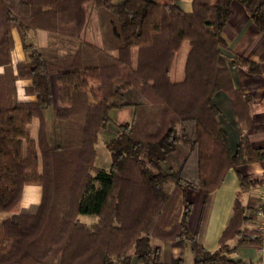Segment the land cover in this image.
<instances>
[{"label":"trees","instance_id":"1","mask_svg":"<svg viewBox=\"0 0 264 264\" xmlns=\"http://www.w3.org/2000/svg\"><path fill=\"white\" fill-rule=\"evenodd\" d=\"M236 1L264 33V0ZM90 2L99 44L83 36ZM230 2L191 0L187 13L175 0H0V212L16 215L0 221V264H55L59 258L60 264H129L131 256L160 264V248L151 240L182 238L192 264H264V257L245 262L234 256L239 247L261 244L257 200L241 198L259 177L236 171L239 188L214 249L198 244L187 225L186 190H200L204 204L229 168L264 159V147L248 141L251 107L233 88L229 66L264 71L220 51ZM11 29L24 53L14 73ZM34 31L44 44L28 42ZM184 43L183 77L174 82L170 69ZM51 75L58 86L55 108ZM17 79L30 81L23 91L33 101L16 99ZM127 89L139 102L125 101ZM219 90L231 98L239 122L234 152L212 101ZM129 105L130 120L105 142L108 168L94 166L108 112ZM32 117L38 119L36 141L26 128ZM180 140L187 154L176 169L164 170L161 163ZM24 185L40 186L37 204L19 206Z\"/></svg>","mask_w":264,"mask_h":264},{"label":"crops","instance_id":"2","mask_svg":"<svg viewBox=\"0 0 264 264\" xmlns=\"http://www.w3.org/2000/svg\"><path fill=\"white\" fill-rule=\"evenodd\" d=\"M118 1L120 0H112L114 3ZM175 3L184 12H190L191 0H175ZM10 33L13 42L12 50L10 51V61L11 70L12 73H14L15 63L24 61V53L21 49L16 30L11 29ZM221 37L225 41L226 47L221 48L220 51L227 56V58L236 55L242 59L258 64L264 71V33L256 30L243 7L236 0H231L230 2V14L221 30ZM42 38L43 42H41ZM97 38L94 42L96 41L95 43L99 44L100 36H97ZM28 39L33 45L36 44L35 41L38 39L40 41L39 45L44 43V36L38 31L30 32ZM186 50L187 48L185 49L183 56L179 58L178 62L173 61L172 63L169 77L174 82L182 80V68ZM1 72L2 67H0V73ZM229 76L233 88L238 90L249 100L251 107V121L246 131L248 141L253 148L264 147V76L249 73L244 67L238 65L229 66ZM29 83L30 81L28 79L15 80V93L18 101L34 100L33 95H27L23 91L24 87L29 85ZM50 88L52 108H55L58 106V86L54 75L50 76ZM123 93L125 101L128 104L138 102L135 95L129 89L123 91ZM212 101L218 110V123L226 134L229 149L231 152H234L239 138V122L236 117L233 102L231 98L221 90L214 93ZM120 109L127 110L126 118H124L126 121L124 122L129 121L132 114V106L129 105ZM120 109H111L108 112V116L112 111ZM46 117L48 119L51 117V109L46 111ZM26 128L30 138L36 141L38 119L32 117L30 122L26 125ZM168 155L166 158L169 157ZM236 171L247 176L259 177L258 184L247 187L241 198L245 201L247 197H254L258 204L264 206V159L239 165L235 169L229 168L220 185L207 195L204 204L203 194L200 190L188 189L185 192L186 198L190 202V212L187 219L189 232L195 235L197 243L206 250H212L217 246L218 239L230 215L232 202L239 188ZM40 193V186L24 185L21 190L19 206L27 207L31 204H37L40 199ZM15 216L16 215L13 213L0 212V221L8 217L13 219ZM83 217L82 219L86 222L94 219L90 216L85 219ZM154 245H157L160 248V264H174L177 260L179 261V264H192V257L187 239L182 238L176 241L167 242L155 240ZM235 255L245 262L260 259L256 248L251 247H239L236 250ZM129 264L140 263L134 256H131Z\"/></svg>","mask_w":264,"mask_h":264},{"label":"rangeland","instance_id":"3","mask_svg":"<svg viewBox=\"0 0 264 264\" xmlns=\"http://www.w3.org/2000/svg\"><path fill=\"white\" fill-rule=\"evenodd\" d=\"M85 11H86V15H87V23H86V27H84V29H83V36L86 39H89V41L94 42V40H96L97 36L99 37V27H98V20H97L95 11H94V7L91 4V2L87 3L85 5ZM97 40H98V38H97ZM28 42H29V39H28ZM35 42H36V44H35L36 46H40L39 45L40 44L39 39L36 40ZM41 42H43V38L41 39ZM42 44H44V43H41V45ZM186 48L188 49V46L186 45V43H184L181 46L180 50L174 55V58H175L173 60L174 62H178L179 58L183 56ZM186 52H187V50H186ZM185 55H186V53H185ZM136 98H137V101L139 102V98L138 97H136ZM126 115H127L126 109L115 110V111H112L111 113H109V121L105 124V126L98 133V139H97V142L94 146V149H95L94 166L99 167V168H104V169L108 168L109 155H108V151L105 147V142L108 141L109 139H111L112 137H114V135L116 134V131H117V126L119 124H122L124 121H126L124 119V118H126ZM187 125L189 126V127H187L189 129L190 128V122H188ZM186 154H187V148H186L184 142H182V140H180L176 145L175 151L170 153L168 155L169 157H167L163 161V163H161V167L164 170H168L169 168L172 170L176 169ZM83 218L84 219L88 218V216H84ZM152 242L154 244L155 240H152ZM236 258H238V257L236 256ZM60 260L61 259L59 258L55 264H60L61 263Z\"/></svg>","mask_w":264,"mask_h":264},{"label":"built area","instance_id":"4","mask_svg":"<svg viewBox=\"0 0 264 264\" xmlns=\"http://www.w3.org/2000/svg\"><path fill=\"white\" fill-rule=\"evenodd\" d=\"M253 213L256 216V221L254 222V228L258 231L261 239V244L256 248L257 253L259 254L260 259L264 257V214L261 209V205L257 204L253 210Z\"/></svg>","mask_w":264,"mask_h":264}]
</instances>
